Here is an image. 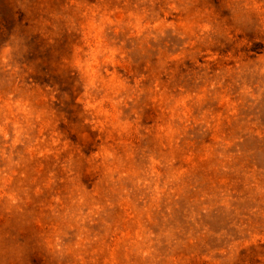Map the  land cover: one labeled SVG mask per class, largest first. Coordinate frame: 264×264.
I'll return each mask as SVG.
<instances>
[{"label": "clouds", "instance_id": "9594fccd", "mask_svg": "<svg viewBox=\"0 0 264 264\" xmlns=\"http://www.w3.org/2000/svg\"><path fill=\"white\" fill-rule=\"evenodd\" d=\"M0 264H264V0H0Z\"/></svg>", "mask_w": 264, "mask_h": 264}]
</instances>
